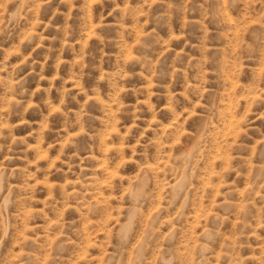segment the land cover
<instances>
[{
	"label": "rangeland",
	"instance_id": "374dc122",
	"mask_svg": "<svg viewBox=\"0 0 264 264\" xmlns=\"http://www.w3.org/2000/svg\"><path fill=\"white\" fill-rule=\"evenodd\" d=\"M0 264H264V0H0Z\"/></svg>",
	"mask_w": 264,
	"mask_h": 264
}]
</instances>
